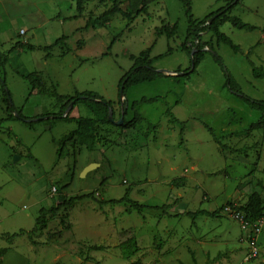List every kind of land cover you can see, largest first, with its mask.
I'll use <instances>...</instances> for the list:
<instances>
[{
    "label": "rangeland",
    "instance_id": "374dc122",
    "mask_svg": "<svg viewBox=\"0 0 264 264\" xmlns=\"http://www.w3.org/2000/svg\"><path fill=\"white\" fill-rule=\"evenodd\" d=\"M186 1L199 21L232 0ZM114 6L126 15L103 16ZM75 8L73 0H0V78L23 118L4 120L0 80V248L8 249L0 264H239L247 252L239 239L254 227L241 231L221 207L245 205L253 192L264 204V128L250 130L259 114L228 90L225 70L244 97L264 100V77L254 73H264V0H239L219 26L235 50L216 45L212 30L201 35L213 51L203 49L188 77L179 0ZM143 53L164 76L120 95L122 76ZM81 92L108 102L115 121L125 100V120L137 115L135 126L108 124L89 103L55 118ZM83 117L98 123L91 150L71 136ZM41 208L55 210L33 232ZM196 211L217 213L191 217ZM259 222L258 256L248 264H264V216Z\"/></svg>",
    "mask_w": 264,
    "mask_h": 264
},
{
    "label": "trees",
    "instance_id": "16d2710c",
    "mask_svg": "<svg viewBox=\"0 0 264 264\" xmlns=\"http://www.w3.org/2000/svg\"><path fill=\"white\" fill-rule=\"evenodd\" d=\"M73 1L75 2V6H76L75 9L78 12H82L83 6L85 5L87 0H73ZM179 1L182 3L184 7V14L188 16V19H187L188 26L185 31L184 42L182 44V48L185 49L188 53H190L191 51L193 52L191 56V62L193 63V68L192 69L191 67L187 68L185 72L182 74V76L188 77L189 74L194 72L195 64L200 60L203 49L207 46V48L210 51H213V48L210 46L211 44L206 45L203 41H201V35L204 34L205 32L212 30L215 33L216 45H219L220 43H226V44H229L235 50V47L231 44L230 39L224 34L220 33L218 31V28L224 21H226L229 18L228 14L230 10L239 2V0H232L231 2L227 3L224 7L219 8L215 12L209 14L208 16L204 17L202 20H199V21L194 20L191 17L188 1L186 0H179ZM110 13H120L123 16L126 15V13H124L119 7H116V6L105 11L103 16L106 17ZM232 24L237 28H248V29L253 30V27H250L237 19L232 20ZM168 34H171V33L168 32ZM190 40L196 41V44L194 45V47L189 48L188 43L190 42ZM19 47L20 48L27 47L28 49L33 48L30 45H22V44H20ZM13 50H14L13 47L10 48L8 53L12 52ZM213 57L215 61H217L221 66H223V62L220 59V57H218L214 53H213ZM6 62H7V56H4V57L0 56V67H3V65ZM149 63L150 61L147 60V56L145 55V53H143L142 57L139 56L134 59L133 65L122 76L120 80L119 86L121 85L123 86V91L125 87L129 84H139L143 82H148L158 76H164L163 73L155 71L154 68H152ZM254 73L256 77H264V73H260L257 71H254ZM225 78H226L225 86L228 88V90L236 94L237 96H240L241 98H243V100L246 102L248 107L257 111L259 114V118L257 119V121L249 127L250 130L264 128V100H251L249 98L244 97L242 93L240 92L239 85L236 83V81L232 78V76L228 73L227 70H225ZM0 80L2 83L3 95L5 96L4 102L6 103L4 120L8 121V120L22 118L20 112L16 111L13 104L10 102V96H9L8 91L4 89L5 88L4 78H0ZM152 100L154 99H143L142 98L141 102H149ZM70 103H72V108L75 106V104H78V103H89L90 105L95 106V108L98 107L101 109V112L103 114L105 121L108 124H112L108 117V110L111 109V116L114 119V114H113L114 111L111 105L108 102L104 101L102 98H100L98 95L94 93H89V92H81V93H78L74 96L67 98L65 103H63L60 106V110L58 113L59 115L56 116L55 118L67 119L69 113L65 114V111ZM126 104L127 102L123 100L121 104V108H122L121 113L123 114V123L120 126H116L120 128L121 130L134 127L136 121L138 120L137 115H134V117L129 121L125 120V115L127 113V110L125 107ZM134 105H135V102L132 103V107H134ZM14 113H15V116H14ZM121 113L119 114L118 119L120 118ZM165 114L168 117H170L171 120H174V121L176 120L172 116L169 110H167ZM43 117L44 116H37L36 118H38L37 119L38 121H41L43 120ZM1 122L2 120L0 119V127H1ZM31 122L32 121H29V122L27 121V123H31ZM97 124L98 123L95 118H90V117L80 118L77 121V127L71 132V136L77 137L79 142L84 144L86 149L91 150L94 147L95 143L97 142V139H96ZM63 141H65V139H63ZM75 199H78V198L74 197L72 199H69L67 203H63V204L67 205L72 200H75ZM132 205L133 207L137 208L136 204L132 203ZM239 208L245 213V216L251 221H255L257 219L263 218L264 216V204H263L261 197L259 196L257 192L251 193L247 198L246 204L239 205ZM54 210L55 209H50L47 211L41 208L39 210V215L36 218V226L32 229V231L34 232L37 230L45 229L46 224H47L46 215L48 212H54ZM216 213L217 211H214L213 213H210V214L206 213L205 211H196V212H191L190 216L195 217L197 215L205 214L211 217H215ZM23 233H24L23 231H19L18 233L8 235L6 242L10 244L13 238L22 236ZM7 251L8 249L6 247H1L0 248V258L3 257L7 253Z\"/></svg>",
    "mask_w": 264,
    "mask_h": 264
},
{
    "label": "built area",
    "instance_id": "2783aa9c",
    "mask_svg": "<svg viewBox=\"0 0 264 264\" xmlns=\"http://www.w3.org/2000/svg\"><path fill=\"white\" fill-rule=\"evenodd\" d=\"M20 34H23V31H20ZM55 191V189L53 188ZM222 212L229 217H231L233 220H235L241 229V231H248V229L252 226L254 227V230L252 232H248L246 235L241 237L239 240L240 242H243L246 244L247 252L243 258V260L239 264H248L251 262V259H256L258 256V248L256 247L255 238L259 232L260 228V222L257 219L255 221L249 220L245 213L239 208V205L235 204H227L224 205L222 208ZM257 222V225H256Z\"/></svg>",
    "mask_w": 264,
    "mask_h": 264
},
{
    "label": "water",
    "instance_id": "95a60500",
    "mask_svg": "<svg viewBox=\"0 0 264 264\" xmlns=\"http://www.w3.org/2000/svg\"><path fill=\"white\" fill-rule=\"evenodd\" d=\"M192 53L191 52V56H192ZM193 68V63L191 62V69ZM123 93V86L121 85L120 88H119V94L122 95ZM69 107L71 108L72 107V104L69 105ZM108 117H109V120L111 123L115 124L116 126H120L122 123H123V114L121 113V116L118 120H114L111 116V109L108 110ZM93 165V164H92ZM89 167V166H88Z\"/></svg>",
    "mask_w": 264,
    "mask_h": 264
},
{
    "label": "bare ground",
    "instance_id": "6f19581e",
    "mask_svg": "<svg viewBox=\"0 0 264 264\" xmlns=\"http://www.w3.org/2000/svg\"><path fill=\"white\" fill-rule=\"evenodd\" d=\"M93 165H90L89 167H87L85 170H88L89 168H91Z\"/></svg>",
    "mask_w": 264,
    "mask_h": 264
}]
</instances>
